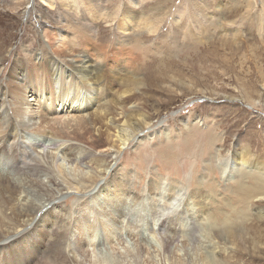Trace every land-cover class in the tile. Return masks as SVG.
I'll use <instances>...</instances> for the list:
<instances>
[{
	"label": "rangeland",
	"instance_id": "obj_1",
	"mask_svg": "<svg viewBox=\"0 0 264 264\" xmlns=\"http://www.w3.org/2000/svg\"><path fill=\"white\" fill-rule=\"evenodd\" d=\"M125 1L53 0L54 6L49 7L41 0H0L2 88L14 58L33 62L40 47L51 50L76 43L80 47L77 52H86L92 61L105 60L104 67H111L109 73L104 68L103 92L118 94L126 83L131 93L128 100L140 104L149 115V129L140 132L119 153L111 154L101 148H90L89 134L84 135V140L73 138V132L80 134L85 127V120L76 115L79 113L52 114L62 124L56 126L63 129V134L46 137L36 132L33 125L27 136L30 142L24 140L30 153L47 171L32 176L29 171L11 169L12 162L17 163L13 159L14 148L6 152L4 142L5 146L0 148V152L3 150L1 172L9 174L22 191L27 190L28 199H34L37 206L46 197L42 200L34 197L38 191L36 181L57 195V200L44 203L43 207L49 206L42 208L37 219L44 222L47 211L51 210L59 216L52 217L50 224L60 219L71 221L67 253L79 264H264V227L255 225L256 221H250L242 230L241 239L233 241L234 247L220 244L211 233V226L215 228L222 217L231 221L241 216L236 212L249 214L246 217L264 212L261 197L250 198L246 204L236 201L234 191L240 183L253 186L250 177L224 170L230 164L236 143L250 147L252 165L264 167V31L258 34L252 30L255 25L247 26L239 15L231 18L226 13L238 4L243 14L244 5L250 3L262 14L264 0H145V6L158 4L162 10L156 8V14L151 16L156 33L144 31L142 37L130 42L131 46L123 47L119 43L124 37L119 34L114 18ZM209 3L225 12L211 22L213 26L205 20L189 22L200 19L198 5ZM85 5L103 9L95 25H90L89 15L76 13L84 10ZM211 6L206 16L212 15ZM74 27L79 29L77 32L94 34L96 46L99 44L104 50L93 49L92 39V44L81 43L86 47L82 49L80 42L72 41L76 35ZM172 31H176L174 41L170 38L173 33L166 37ZM179 35H190L198 39L199 45L190 53L183 51ZM174 42H179L180 49L166 52ZM122 51L124 55L119 54L115 61L116 53ZM116 70L121 72L119 79L111 73ZM238 79H244L247 86H241L243 80ZM0 96L3 97L2 93ZM114 97L111 94L110 100ZM64 124L69 128H64ZM36 141L41 145L33 144ZM85 151L90 154L86 158ZM27 163L37 165L35 161ZM112 179L122 184L128 182V192L121 183V188L112 184L111 191L102 192ZM198 192L207 195L205 205L196 201ZM25 195L26 192L22 193L21 198ZM117 209L125 210L124 215L118 216ZM0 210L4 214L10 212L2 207ZM159 220L165 224L162 235L157 231ZM77 221L82 226L79 239L78 231L72 228ZM83 221L101 227L95 234L96 231H88L89 226ZM165 237L173 238L167 246ZM78 245H84L85 253L79 252Z\"/></svg>",
	"mask_w": 264,
	"mask_h": 264
},
{
	"label": "bare ground",
	"instance_id": "obj_2",
	"mask_svg": "<svg viewBox=\"0 0 264 264\" xmlns=\"http://www.w3.org/2000/svg\"><path fill=\"white\" fill-rule=\"evenodd\" d=\"M41 1H43L44 5L46 4L49 7L54 6V3L52 2L53 0ZM144 3L145 0H126L125 5L120 6L118 15L116 18H114L115 22L117 21L116 28L118 29L119 34L124 37L119 43L123 47L131 46L130 42L132 40L134 41L136 37H142L141 34H143L144 31H146L147 33H156V28L154 26L155 23L152 21L151 16L152 14H156V8L159 11L161 9L159 8L158 4L147 7L144 5ZM87 5L84 6V10L82 9L81 12L76 11V13H84V15H89L88 18L91 19L90 25H95L96 22L100 19L103 9L100 8V11L96 5L95 7H88L92 6L91 4L88 6ZM210 6V3L204 6L198 5L197 7H199L198 11L200 19L195 21L193 18H191L193 20H190L189 22L200 23V20H205L208 23L210 22V26H213L211 22L217 21V16H220L225 12H222V9L220 7L212 5L214 7V9H212V15L206 16L205 12L208 8L210 9ZM238 7L240 8L241 6H238V4L232 6L226 12L228 16L231 18H235V16L238 17L239 15V19L243 22V24L245 23L247 26L252 27L255 25L252 30L254 29L258 32V34H262V32L264 31V10L262 14H258L257 10H255V8L253 9L254 6L248 3L244 5L243 8L245 9V11L243 14H241L238 10ZM106 22H110V20H107ZM200 27H203V25L200 24ZM73 29L76 31V35L73 36L74 39L72 38V41L75 40L80 42V46L82 49L86 47H84L81 43L89 44L93 40V44L91 43L93 49L100 52L104 50L103 46L102 48L99 47V44L98 46H96L95 42L97 41V37L94 36V34L91 35V33H87L84 31L77 32V30L79 29L76 30V27H74ZM90 30L91 29L87 31L90 32ZM231 31L237 33L236 30ZM170 33H173L172 36H170V38H172L173 40V36L174 34H176V31L169 32L166 37H169ZM179 38L181 39V43H183V51H186L188 53H190L195 46L197 47L199 45L198 39L193 38L190 35H188V37H186V35H179ZM47 42H51V40H47ZM178 44H175L174 42V44H171L173 45L172 48H166V52L168 50H170L171 52H177V50L180 49ZM77 48L80 47L79 44L76 43H74L73 45L68 44L66 45V47L59 46L56 49H52L51 47V50H46L43 47H40V49L37 50V53L33 56V62H30L25 58H22L21 60H16L14 58V64L8 72V78L6 79L5 86L3 88L0 86V93H2L3 95V97L0 96V148L5 146L3 144L4 142L7 143L6 152L9 153L11 151L10 148H14V150L12 151L14 154L13 159H15L17 163L15 165V163L12 162L11 169H18L20 171L23 170V172L24 170H26L29 171L32 176L47 171L44 167L40 166V162L30 153L25 142L28 139L27 136L30 135V133L28 132L33 130L31 128L33 127V125L36 126L34 128L36 132H39L46 137L57 138L56 136L58 134L61 135L64 133L63 129L56 126L60 123H57L58 120L52 118V114H60L63 116V113L69 112L70 114L73 113V111L74 113H79L76 115L85 120V127L81 129L82 133L80 134L73 132V138H75L76 140H84V135L89 134L91 138L89 141L90 148H101L103 149V152L111 154L119 153L123 148H126L130 144V142L136 140L135 137L140 132L145 129H149L148 112L146 113L143 107L140 106V104L138 105L134 102H131L132 100H128V97L131 95L128 85L126 83H123V88L121 90H118L120 92L118 94L115 91L114 93H112V91L108 93L103 92L104 84L102 79L106 75V71L104 70V68L106 69L107 67L106 65V67H104L105 60L101 59L99 61H92L88 56H86V52H84L85 54H83L82 52H77ZM39 51L41 52V54L39 53ZM26 53L27 52H25V54ZM122 53L123 51L120 53H116L114 60L117 61L119 54H121V56L124 55ZM126 54L127 51L125 55ZM107 69V72L109 73L111 67L108 65ZM134 69H136V67ZM111 73L115 75L116 79H119V75H121V72L119 70L111 71ZM120 80L122 79L120 78ZM238 80H240L241 82L243 80L242 83L239 82L241 83V86H247V83L244 81V79ZM109 82H111V80H109ZM111 94L115 96L112 100H110ZM24 116H29L30 118L28 119L27 117V120H25ZM30 123H33L32 126L30 125ZM64 128L68 129L69 127H66V124H64ZM164 129L166 128L164 127L163 130ZM30 138H32V136ZM29 142L30 140L27 141V144ZM33 144H36L37 146L41 145L37 141ZM250 151V147H243L240 146V143H236L229 158V161L231 159L230 164H228L227 166L225 165L226 168L224 169L226 171L234 170V172L236 173L238 171V173H242L241 176L243 178L250 177L253 186H246L240 183V185L238 184L239 186L236 187L234 191V194L236 195V201L243 204H246V201L248 199L250 200V198L261 197L264 199V167L258 164L256 166L252 165L254 158L253 160L251 159ZM89 155V153H87V155L85 154V158ZM2 158L3 150L2 152H0V162L2 161ZM18 160L20 164L18 163ZM26 161H35L37 165H30ZM96 162H99V159H96ZM8 175L9 174H5L0 170V207L10 211L9 213L6 212V214H4L2 210H0V216L3 220H0V264H79L80 262H78L75 258L71 259L72 257L70 258L67 253L70 250L69 249L67 251L68 242L70 241L71 243V239L69 237V225L71 226V221L69 222L65 219L59 220L57 218V220H59L58 223H55L54 225L50 224L49 222L52 221V217L59 216L55 215L56 213L54 214L51 210L47 211L46 215L44 214L45 216H47L44 222H41L40 219H37V216H39L38 214L44 208L48 207L49 203L57 200V195L46 190V186L42 182L36 181L38 191H36L34 197L38 198L39 200H42L44 199L43 197H46L45 202H42L48 203L44 207V203L41 206H37L33 202L34 199H28L27 190L22 191L20 187L14 185ZM53 181V179H50L49 182L53 183ZM119 183L121 182L112 179L109 181L108 186L106 184V186L103 187L101 191H111L112 184H114L115 186L118 185V188H121L122 186V189L128 192V182H124L123 184L121 183V186ZM197 183L199 184V182ZM25 192L26 195L21 198V194H24ZM206 196L198 192L196 195V201H202L201 203L205 205L204 201L207 199ZM67 202L69 203V201ZM124 211L122 209L116 210L118 216L124 215ZM150 212L153 213L152 209ZM237 214L241 216L236 217L231 221L222 217L221 220H219L221 223H217L215 228L211 226V233L220 244H230L234 247L233 241L241 239L240 234L242 235L244 233L242 232V230L247 228L250 225L249 222L252 220L256 221L255 225L264 227V212H257V214H252L250 217L245 216L249 214L236 212V215ZM72 216L73 215H71V217ZM76 223L73 222L72 228L75 229V232L78 231L79 239L82 226L79 225L78 221ZM82 223L86 224L85 221H83ZM87 224L89 226L88 231H90L89 229H91V231L93 232L96 231L95 234L97 233V228L101 227L97 223V225H90L89 222H87ZM104 226L102 225V230L106 229ZM258 228L260 229V227ZM82 230H84V228ZM164 230L165 224L163 223V221L159 220L157 231L160 235H162L164 233ZM172 240L173 238L170 239L168 237H165V245L167 246L168 243H170V241ZM83 246L79 247L78 245L79 252H81L82 254L86 251ZM75 247H77V245ZM93 252H95L94 248Z\"/></svg>",
	"mask_w": 264,
	"mask_h": 264
}]
</instances>
